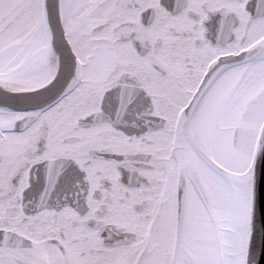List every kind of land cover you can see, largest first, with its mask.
<instances>
[{
	"label": "snow or ice",
	"instance_id": "1",
	"mask_svg": "<svg viewBox=\"0 0 264 264\" xmlns=\"http://www.w3.org/2000/svg\"><path fill=\"white\" fill-rule=\"evenodd\" d=\"M0 264H264V0H0Z\"/></svg>",
	"mask_w": 264,
	"mask_h": 264
}]
</instances>
